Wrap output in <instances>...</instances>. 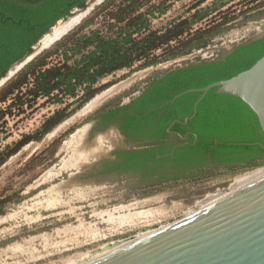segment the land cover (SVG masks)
Instances as JSON below:
<instances>
[{"label": "trees", "instance_id": "trees-1", "mask_svg": "<svg viewBox=\"0 0 264 264\" xmlns=\"http://www.w3.org/2000/svg\"><path fill=\"white\" fill-rule=\"evenodd\" d=\"M89 1L0 0V82L15 65L33 54V49L57 24L74 18L76 10H86ZM157 1L104 0L79 26L33 59L0 89V106L12 101L4 110L0 109V118L9 115L15 105L31 107L41 99L59 105L72 99L81 108L107 88L97 87L106 77L132 70L137 64L139 70H144L207 48L212 39L233 28V19L226 16L214 28L195 30L211 14L208 8L199 9L209 0H200L192 7L195 13L189 18L178 19L164 30H155L153 21L165 15L169 7L166 2L156 4ZM248 6L250 9L246 12L251 14V19L264 17V0H248ZM100 19L102 28L96 27ZM85 30L89 31L85 33ZM263 56L264 38L237 48L225 60H198L169 69L150 80L128 107L112 105L96 116L112 121L118 111L129 110L121 127L124 132L143 130L149 137L161 139L166 136L164 129L179 121L173 130L190 131L192 137L190 144L177 150L174 159L178 166L193 162L204 164L207 155L216 165L252 163L264 154V135L255 114L241 100L211 90L185 127L181 123L193 116L202 94L189 93L172 101L188 90L234 78L252 68ZM52 57L60 59L50 63ZM68 108L58 110L35 133L1 152L0 168L25 146L42 141L68 119L71 116ZM158 118L159 122L155 123ZM153 123L154 130H148ZM169 152L160 149L161 154ZM137 156L140 155H130L129 160ZM167 160L164 158L162 162ZM6 208L7 201H0V216Z\"/></svg>", "mask_w": 264, "mask_h": 264}, {"label": "rangeland", "instance_id": "rangeland-1", "mask_svg": "<svg viewBox=\"0 0 264 264\" xmlns=\"http://www.w3.org/2000/svg\"><path fill=\"white\" fill-rule=\"evenodd\" d=\"M96 1L98 4L102 0ZM162 1L169 7L165 15L153 21L152 27L155 30H164L178 19L189 18L195 13L192 7L200 0H159L156 4ZM91 2L92 0L88 3ZM222 3L225 4L223 8ZM207 8L210 16L197 24L195 30L207 26L214 28L226 16L233 19V28L212 39L207 48L194 50L190 54L144 70H139L137 64L132 70L116 72L100 81L97 87L107 88L81 108L72 99L65 100L62 105L41 99L31 107L15 105L9 115L0 118L1 153L24 136L35 133L58 110L69 107L68 111L71 113L68 119L42 141L28 144L0 168V201H7L5 214L0 216V264H86L125 242L193 212L192 206L175 214H157L148 219L149 214L146 212H157L155 206L158 201L126 199L120 189L114 192L106 188L103 192L88 186L82 187L78 185L76 173L82 166L97 158L90 157L101 151L96 147L98 139L100 143L105 140V150L109 147L108 139L98 138L97 142L90 143L87 147L93 148L92 150L83 148L90 121L104 108L126 103L157 74L198 60L216 59L226 49L264 32V17L251 19V14L246 12L250 9L248 0H209L199 9ZM76 16L74 13V19ZM87 17L81 16L69 26H62L67 29L62 33L64 35L57 36L64 37ZM102 21L97 20L96 27L102 28ZM63 23L62 21L58 25ZM52 33L53 31L46 37ZM44 40L45 38L41 41ZM37 47L39 44L35 48ZM33 59H25L15 65L10 70L14 75L9 77V72L7 81L0 89ZM59 59L52 57L49 62H58ZM11 102L10 100L6 105H1L0 109L4 110ZM263 168L264 165L243 169L238 174L230 175L227 179L230 181L226 184L246 174L253 175ZM219 191L223 189H217L212 194ZM198 205L196 204L197 208H204ZM134 216L140 218L137 220L139 223L119 221L120 217L127 219Z\"/></svg>", "mask_w": 264, "mask_h": 264}, {"label": "water", "instance_id": "water-1", "mask_svg": "<svg viewBox=\"0 0 264 264\" xmlns=\"http://www.w3.org/2000/svg\"><path fill=\"white\" fill-rule=\"evenodd\" d=\"M92 2L87 4L86 10H76L75 14L90 13ZM47 38L45 36L39 47L33 49L27 61L62 37L51 41ZM262 38L264 32L226 49L218 59L225 60L237 48ZM9 74V77L14 75ZM5 81L6 78L0 86ZM214 89L217 94L235 97L247 105L264 135V56L234 78L176 95L172 102L189 93L202 94L193 116L185 118L182 125L194 118L201 100ZM228 185L212 188L208 194ZM193 207L191 214L125 242L86 264H264V177L226 193L204 208H197L196 204Z\"/></svg>", "mask_w": 264, "mask_h": 264}, {"label": "flooded vegetation", "instance_id": "flooded-vegetation-1", "mask_svg": "<svg viewBox=\"0 0 264 264\" xmlns=\"http://www.w3.org/2000/svg\"><path fill=\"white\" fill-rule=\"evenodd\" d=\"M140 94L138 92L126 103H121L119 108H126L131 105ZM129 112V110L118 111L112 121H108L99 115L90 121L83 148L92 150L93 148L88 149L87 147L97 142L98 138L108 139L109 147L105 150V140L100 143L98 139L100 146L96 144V147L100 148L101 151L90 157H97L93 159L92 163L85 166L81 165V170L76 173V180L78 185H82V187L88 186L103 192L106 191V188L114 192L120 189L126 199L158 201L157 206H155L157 212H146L149 214L148 219L154 218L153 215L157 214L160 216L163 213L175 214L184 209L187 210L203 198L205 200L198 206L206 207L207 201L211 197L219 194L223 196L227 193L207 195L209 190L226 184L230 181L227 180L230 175L238 174L243 169L264 164V154L254 162L245 165L235 163L216 165L207 155L204 164L193 162L178 166L174 159L177 150L190 144L192 133L187 130L182 133L174 131L173 126L179 121H174L164 129L166 136L162 139L151 138L143 130L124 132L121 127L127 120ZM158 122L159 118L155 123ZM155 123L148 130H154ZM161 148L170 150V152L161 154ZM144 151H146V155ZM137 153L140 156L129 160L130 155ZM90 158L86 161H89ZM164 158H169V160L162 162ZM259 173L261 172L258 171L253 175L246 174L236 180L243 177L252 179Z\"/></svg>", "mask_w": 264, "mask_h": 264}, {"label": "bare ground", "instance_id": "bare-ground-1", "mask_svg": "<svg viewBox=\"0 0 264 264\" xmlns=\"http://www.w3.org/2000/svg\"><path fill=\"white\" fill-rule=\"evenodd\" d=\"M103 1V0H102ZM101 1V2H102ZM97 1L96 0H94L93 2H92V4L90 5V7H89V11H90V13L93 11V9H92V7L93 8H95L97 5H99L100 3H96ZM88 11V12H89ZM90 13H87L86 15H83L84 17H87ZM77 16H76V19H74V18H70L67 22H64L63 24H60V25H58L54 30H53V33H52V35L51 36H49L47 39H50L49 41H51L53 38L54 39H58V38H61L62 37V35H64V34H62L66 29H67V27H62V26H69V24L70 23H72V22H75V21H77L82 15L80 14V15H78V14H76ZM60 35V34H62L61 36H57V35ZM259 172H261L260 174H256L252 179H250V178H245V177H243V178H241V179H238V180H235L234 182H231L226 188H224L223 189V191H219L218 193H225V192H232V191H237V190H239V189H241L242 187H244V186H247V185H249L250 183H252V182H254V181H256V180H258V179H260V178H262V177H264V168L262 169V170H260ZM250 176V175H249ZM246 177H248V176H246ZM223 196H225V195H223ZM223 196H221V194H219V195H215V196H213V197H211L208 201H207V205H210L211 203H213L214 201H216L217 199H219V198H222ZM205 200V198H203V199H200L196 204H201V203H203V201ZM205 205V204H204ZM205 207V206H204ZM143 215V214H142ZM112 215H110V217H111ZM125 216V215H124ZM142 218H144V217H142ZM132 221V223H134L135 221H137V220H140V218L138 219V216H134L133 218H127L126 219V217H120V219H119V221H120V223H125V222H131ZM116 222V221H115ZM118 222V221H117ZM138 222V221H137ZM119 223V222H118ZM118 225V224H117Z\"/></svg>", "mask_w": 264, "mask_h": 264}]
</instances>
